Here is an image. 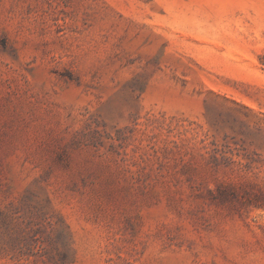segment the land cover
Returning a JSON list of instances; mask_svg holds the SVG:
<instances>
[{
	"label": "rangeland",
	"instance_id": "374dc122",
	"mask_svg": "<svg viewBox=\"0 0 264 264\" xmlns=\"http://www.w3.org/2000/svg\"><path fill=\"white\" fill-rule=\"evenodd\" d=\"M0 264H264V0H0Z\"/></svg>",
	"mask_w": 264,
	"mask_h": 264
}]
</instances>
